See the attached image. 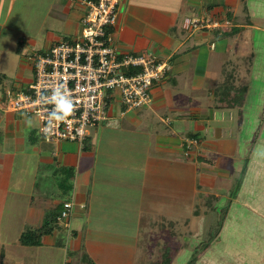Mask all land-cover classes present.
Wrapping results in <instances>:
<instances>
[{
  "label": "crops",
  "instance_id": "0c3cea01",
  "mask_svg": "<svg viewBox=\"0 0 264 264\" xmlns=\"http://www.w3.org/2000/svg\"><path fill=\"white\" fill-rule=\"evenodd\" d=\"M241 2L249 23L237 20ZM48 3L50 12L40 21L48 23L55 15L62 30L76 36L85 12L81 0ZM206 13L227 16L231 27L191 30L189 20ZM114 38L121 52L151 50L172 64L168 77L152 86L146 106L123 113L119 95L113 99L108 119L128 124L134 138L116 137L112 128L102 127L107 134L96 139L101 123L84 144L47 142L26 119L30 115L5 109L4 101L0 105V264H158L161 254L175 263L176 223L187 230L180 236L187 242L198 193L204 205L208 194L222 210L230 202L220 228L227 229L226 238L229 230L233 240L244 242L249 228L264 232V168L252 177L249 156L238 161L235 155L236 136L246 129L247 119L264 124V0H121ZM13 41V52L23 53L21 40ZM238 55L247 57L244 64H233ZM235 101L241 104L227 105ZM226 116L237 127H228ZM210 123L216 125L209 140L201 133L202 128L210 132ZM194 134L199 142L186 156L187 139ZM230 136L236 139L219 141ZM224 147L236 157L235 192L214 188L215 167L227 162L215 155L227 151ZM182 177H190L194 186L183 188ZM70 200V226L56 224L52 218ZM146 207L152 208V217ZM49 213L53 229L40 244H23L21 233L42 227ZM221 235L214 239L221 241Z\"/></svg>",
  "mask_w": 264,
  "mask_h": 264
},
{
  "label": "built area",
  "instance_id": "2783aa9c",
  "mask_svg": "<svg viewBox=\"0 0 264 264\" xmlns=\"http://www.w3.org/2000/svg\"><path fill=\"white\" fill-rule=\"evenodd\" d=\"M85 12L80 32L54 42L45 52L36 53L34 77L26 90L3 102L10 111H22L38 120V133L47 142L75 141L84 144L90 128L109 117V108L119 95L123 113L139 109L152 100V86L167 78L172 68L169 60L151 50L121 52L115 43L121 0H81ZM231 19L206 13L192 17L188 26L228 30ZM63 86L74 103V112L65 121L49 124L53 105L41 102L52 89ZM198 139H187L186 155H190ZM73 200L65 201L59 222L70 226Z\"/></svg>",
  "mask_w": 264,
  "mask_h": 264
},
{
  "label": "rangeland",
  "instance_id": "374dc122",
  "mask_svg": "<svg viewBox=\"0 0 264 264\" xmlns=\"http://www.w3.org/2000/svg\"><path fill=\"white\" fill-rule=\"evenodd\" d=\"M48 2L49 0H43L41 6L38 0H0V34L4 36L0 38V105L10 96H13L17 92L26 90L28 88L30 82L34 77L33 59L36 53L45 52L57 40L70 38L69 35H67L68 33L62 30V24L59 23L60 21L54 19L56 18L55 15L51 14L49 16L53 19L48 23H43V21H40V18L44 17V13L46 12V10L48 11V13L50 12ZM220 12L222 11L220 10ZM51 13H56V11L51 10ZM236 14L237 20L247 23L251 22V20L246 17L247 11L244 9L242 2L240 3L239 9L236 10ZM58 17L59 16H57V18ZM9 28L12 32L8 30ZM13 40H21L23 53L19 52V54H15L13 52V50L11 49L13 48L12 46L14 44ZM6 43H9L10 48H8ZM260 49L264 52L263 45L260 46ZM246 58L247 57L242 58L238 55L237 60L235 59L236 61L233 64L242 65L244 64ZM260 77L261 74L258 75L257 79L260 80ZM257 82V88H260V81ZM232 88L235 91L234 87ZM238 104L240 103L237 102L236 105ZM252 111L253 110H251L250 112V116L254 112ZM237 113L240 112L238 111L236 112V114ZM263 114L264 113L262 112V117L260 119L264 122ZM26 119L30 121V123L35 125L38 129V120L36 116L30 115ZM258 120L259 119L255 117H249L247 119L248 125H245L246 129H242L236 136V138L239 139L240 143L239 149L237 150L236 154L233 153L237 156L238 161L242 160L246 156H249L251 163V166L249 168H253L255 171L251 173L252 177H258L260 175L259 169L264 168L262 167V162H264V124L259 123ZM239 121L240 123L242 122V120ZM225 122L229 124L228 127H237V122H235V120L230 121L227 116ZM102 124L103 125L97 129L96 134H94L93 136H96V139L100 138L104 134H107V132L103 131L102 127L112 128L111 132L116 137H123L124 135L129 138H134V136L136 135L135 133H133L134 131L132 132V130H130V128L125 127L128 126V124H125V126H123L122 122L115 118L105 120ZM211 125V133H205V129L203 128L201 133L204 138L209 140L210 134H212L213 132V126H215L216 123H210L209 126ZM94 128L95 127L90 128V131H94ZM215 137L218 136L216 135ZM231 137L232 136H230V138L221 137L219 141L224 144L229 142L230 140L233 141V138L236 139L235 137ZM226 149L227 151H225L224 149L221 150L222 153L220 154L223 155H218V153H216L215 155L216 160L217 157H221L223 158V161H227L224 167H215V174L217 176L215 179V184L217 185V187L214 188L221 193H228V191L230 190L232 192H235L234 190H236L237 186L235 184L233 185L235 180L232 181V177L233 175H235L234 173L236 171V157H233L232 159L231 156L235 155H231V147H227ZM101 156L103 157V159H105V156ZM97 157L100 158L99 156ZM123 159L124 158H120L119 160ZM119 162L121 161H117L116 163L120 164ZM198 164L200 168H203L202 162H198ZM208 169L209 168H207L205 171L208 172ZM240 171L241 165L237 166V173L239 174ZM181 179L182 181L180 185L183 188L191 187V185L194 186V182L190 180V177H182ZM207 198L209 199V204L204 205L203 202L205 201V198H203L202 195L198 193V203L195 205L196 212L191 215V221L189 222L191 223V236H188L190 238L189 241V238L187 239L188 243L183 242V240L180 239V236L185 233L187 234V230H184L182 224H180L179 220H177L175 228L176 239L174 240L175 263L173 262L172 264H264V232L257 230L253 231L249 228L248 231L246 230V234H249L247 236V240L249 241L244 242L240 239L233 240L234 235L230 232L231 230H229L228 236L226 238L225 231L227 229H218L223 228L222 223L224 224V220H227L226 218L229 216V213H227L226 209L228 203L230 204V202L227 201L222 210L221 206H218L217 208V206L215 205L217 200L216 197L214 198L211 194H208ZM204 208L207 210V213H205V210H203ZM146 211L145 213L148 217L153 216L151 214V207H146ZM203 216L206 220L205 224L203 223L204 225L202 228ZM234 216L236 217V215ZM198 217L199 220H197ZM136 222L139 223V219L136 220ZM244 228L246 229L247 227ZM69 229L70 228H68V230ZM219 233L220 235H223L224 233V236L221 235L223 237L221 238V241L212 238L213 235H219ZM254 235V238H256L255 240L253 239ZM208 240L210 241L208 244H206ZM109 245L111 244L109 243ZM195 253V261L192 262V260V263H190V260ZM163 259H165V256L163 254L159 255V260L156 261V263L159 262L160 264H165L164 261L162 262Z\"/></svg>",
  "mask_w": 264,
  "mask_h": 264
},
{
  "label": "clouds",
  "instance_id": "9594fccd",
  "mask_svg": "<svg viewBox=\"0 0 264 264\" xmlns=\"http://www.w3.org/2000/svg\"><path fill=\"white\" fill-rule=\"evenodd\" d=\"M41 102L53 105L52 109L48 113L50 125L53 121H65L74 112L73 100L63 86L53 88L50 96L42 95Z\"/></svg>",
  "mask_w": 264,
  "mask_h": 264
},
{
  "label": "trees",
  "instance_id": "16d2710c",
  "mask_svg": "<svg viewBox=\"0 0 264 264\" xmlns=\"http://www.w3.org/2000/svg\"><path fill=\"white\" fill-rule=\"evenodd\" d=\"M225 88L228 89V87H225ZM234 89H235V90H238L236 87H234ZM243 89H245V87H244ZM236 103H237V101L232 102V103H231V102H228L227 105H228V106H232V105H230V104H234V105H236ZM239 103L241 104V101H239ZM190 138H196V139H198V135H197V134L191 135ZM198 142H199V139H198ZM185 148L187 149V146H186V145H185ZM63 203H64V202H63ZM63 203H62V207H61L60 211H59L57 214L54 215V218L51 217V215H50L51 213H49V214L47 215V218L45 219V222H44V224L42 225V227H40L39 229H27V230L23 231V232L21 233V235H20V240H21V242H22L23 244H30V245H38V244H40V243L42 242V239H41V238H42V235H44V234L50 232V231L53 229V227L51 226L52 219H53L54 222H56V224H60V225H62V224L59 222L58 217L60 216V214H61V212H62V209H63ZM50 217H51L52 219H51ZM218 230H220V228H219ZM218 230H217V231H218ZM217 231H216V233H217ZM216 236H217V235L215 234V235L212 236V238H216ZM210 238H211V237H210ZM212 238H211V239H212ZM209 241H210V240H208V242H207L206 244H208ZM195 255H196V253L194 254V256L192 257V259L190 260V263H192V262L195 261V258H194V257H196ZM170 260H171V257H170V256L167 257V255H166V256H165V259H163L162 262L164 261L165 264H169ZM192 260H193V261H192ZM191 261H192V262H191ZM158 264H160V263H158Z\"/></svg>",
  "mask_w": 264,
  "mask_h": 264
}]
</instances>
